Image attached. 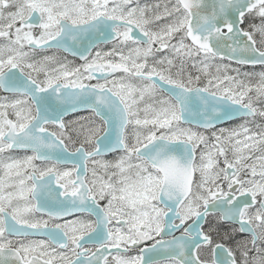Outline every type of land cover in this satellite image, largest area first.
Wrapping results in <instances>:
<instances>
[{"label":"snow or ice","instance_id":"snow-or-ice-1","mask_svg":"<svg viewBox=\"0 0 264 264\" xmlns=\"http://www.w3.org/2000/svg\"><path fill=\"white\" fill-rule=\"evenodd\" d=\"M0 264H264V0H0Z\"/></svg>","mask_w":264,"mask_h":264},{"label":"flooded vegetation","instance_id":"flooded-vegetation-1","mask_svg":"<svg viewBox=\"0 0 264 264\" xmlns=\"http://www.w3.org/2000/svg\"><path fill=\"white\" fill-rule=\"evenodd\" d=\"M149 2H153V0H149ZM239 121H237V123H238Z\"/></svg>","mask_w":264,"mask_h":264},{"label":"rangeland","instance_id":"rangeland-1","mask_svg":"<svg viewBox=\"0 0 264 264\" xmlns=\"http://www.w3.org/2000/svg\"><path fill=\"white\" fill-rule=\"evenodd\" d=\"M257 70H259V69H257Z\"/></svg>","mask_w":264,"mask_h":264}]
</instances>
